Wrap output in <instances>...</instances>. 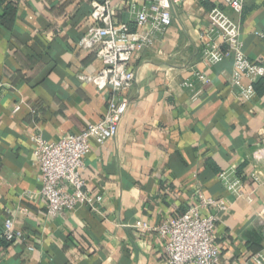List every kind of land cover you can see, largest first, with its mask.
I'll return each mask as SVG.
<instances>
[{
  "label": "crops",
  "instance_id": "1",
  "mask_svg": "<svg viewBox=\"0 0 264 264\" xmlns=\"http://www.w3.org/2000/svg\"><path fill=\"white\" fill-rule=\"evenodd\" d=\"M147 1L112 0L111 21L137 31L130 3ZM104 2L0 0V231L12 217L26 235L0 243V264H164L167 238L143 224L179 216L203 196L224 205L203 210L217 215L218 264H255L264 254V75L238 84L233 56L208 65L202 51L208 12L218 6L239 24L246 57L264 68L256 34H264V0H242L239 14L224 0H172L171 26L130 62L136 81L123 93L131 103L115 138L91 140L84 158L86 185L102 202L47 214L34 140L57 141L105 115L111 90L80 77L95 76L103 62L97 49L78 45ZM230 168L244 196L218 177Z\"/></svg>",
  "mask_w": 264,
  "mask_h": 264
},
{
  "label": "built area",
  "instance_id": "2",
  "mask_svg": "<svg viewBox=\"0 0 264 264\" xmlns=\"http://www.w3.org/2000/svg\"><path fill=\"white\" fill-rule=\"evenodd\" d=\"M178 2L179 0H173ZM206 1V0H200ZM225 6L234 13H241L242 0H224ZM172 0H148L143 5L130 3L138 30L132 32L127 23L114 24L111 21L112 0L96 3L91 13L94 24L80 38L78 45L83 49H97L103 62L102 69L91 77L80 76L94 82L98 88H109L112 92L108 107L101 120L88 124L79 133H72L57 141H48L42 136L35 140L34 153L40 168V196L46 201L47 214L56 216L78 206L96 210L103 200L101 194H94L86 185L82 169L84 158L90 151V142L100 144L115 138L121 119L126 114L131 99L123 93L130 90L136 75L130 68L135 52L152 42L157 33H164L172 24ZM210 27L204 33L203 58L206 64L215 65L228 56L234 57L235 82L241 83L243 76L251 78L264 75V68L252 63L243 51L240 26L233 17L221 7L208 12ZM259 36L263 33L256 32ZM196 79L207 81L202 72L194 73ZM184 85L194 87L192 80ZM247 91L253 93L252 85ZM199 92L193 94L196 99ZM16 104L14 112L20 110ZM224 186L237 197L244 196V182L235 168L223 171L218 176ZM255 180L258 177L253 174ZM209 206L223 208L211 197H202L197 205L191 206L183 214L169 218L151 227L144 223L143 228L156 230L167 238L164 264H218L220 250L215 244L217 215L203 214ZM264 217V207L260 212ZM6 240L16 242L26 239L24 232L15 229L12 217L6 218L3 227ZM255 264H264V254L253 256Z\"/></svg>",
  "mask_w": 264,
  "mask_h": 264
},
{
  "label": "trees",
  "instance_id": "3",
  "mask_svg": "<svg viewBox=\"0 0 264 264\" xmlns=\"http://www.w3.org/2000/svg\"><path fill=\"white\" fill-rule=\"evenodd\" d=\"M11 7H12L11 5L8 6V9H7V10H8V11H7L8 13H9ZM12 8H13V7H12ZM0 22H2V19H0ZM260 82H261V81H260ZM262 83H263V80H262ZM258 84H259V83H258ZM256 87H257V86H256ZM238 174H239V173H238ZM11 242H12V241H8V240H6L5 237L3 236L2 231H0V243L5 245V244H7V243H11Z\"/></svg>",
  "mask_w": 264,
  "mask_h": 264
}]
</instances>
